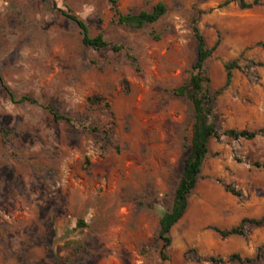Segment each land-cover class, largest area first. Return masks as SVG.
<instances>
[{
    "label": "rangeland",
    "instance_id": "1",
    "mask_svg": "<svg viewBox=\"0 0 264 264\" xmlns=\"http://www.w3.org/2000/svg\"><path fill=\"white\" fill-rule=\"evenodd\" d=\"M161 1L166 14L136 29L116 23L110 0H0V264H264L229 260L264 253V226L226 238L213 229L264 215V169L255 165H264V138L223 134L264 128V0L251 8L240 0L117 4L137 13ZM61 10L111 46L86 47ZM194 19L209 47L221 40L206 62L211 91L225 85L226 63L238 60L241 69L217 98L222 136L210 142L163 260L159 222L172 207L194 123L192 103L174 93L197 60ZM3 84L74 121L14 103Z\"/></svg>",
    "mask_w": 264,
    "mask_h": 264
},
{
    "label": "trees",
    "instance_id": "2",
    "mask_svg": "<svg viewBox=\"0 0 264 264\" xmlns=\"http://www.w3.org/2000/svg\"><path fill=\"white\" fill-rule=\"evenodd\" d=\"M112 3V9L114 12V19L117 24L127 27H132L136 29H141L145 26L156 23L163 15L167 12V7L164 2H158L152 8V10H141L137 13H124L118 7L117 0H110ZM262 0H255L252 4L246 3L245 0H240L241 6L243 8H251L254 5H260ZM227 4L229 1L226 2ZM61 12L74 20L80 30L82 35V43L86 47H91L96 50H101L103 48L111 46L103 34H98L96 36H91L87 25L76 16L73 12H66L61 10ZM193 32L198 39V56L195 64L193 65V72L188 82L174 89L175 95L179 97L187 98L193 106L194 111V123L192 126V135L190 150L187 157L184 160L182 177L179 185L176 189L172 207L162 214L159 222V232L158 238L162 242V248L160 251L161 258L167 260L168 256L166 250L172 244L171 231L173 227L180 221L187 211L189 204V196L195 189L198 179L201 176L204 162L210 152V142L213 138L219 140L222 136L218 126L215 121V105L219 95L231 85L233 80V70L235 68L241 69L238 60L225 64L226 69V82L223 87L211 91L210 83L211 78L208 75L206 69L207 60L213 55L214 51L218 48L221 43L220 37L217 39L216 43L209 47L206 43L205 37L200 31L197 23V19L193 20L192 25ZM259 45H264V43L259 42ZM112 49L114 51H121L123 49L122 45H113ZM133 61L137 58L132 57ZM0 80L2 76L0 74ZM5 90L10 95L11 100L14 103H24L28 102L31 104L42 105L40 102L31 95H23L16 97L14 92L10 90L8 86L3 84ZM89 101L101 104L105 99L101 96H94L89 98ZM108 105V104H106ZM47 109L54 117L56 121H67L73 122L74 118L59 113L55 108L42 105ZM98 131L96 128H93ZM224 135L233 140H254L258 137L264 138V128H259L256 130L248 129H227L223 132ZM259 168L264 169V165L256 162L255 164ZM226 191L232 193L235 196H240V190H237L230 184H224ZM262 227L264 226V215L261 217H245L236 226L229 229H221L219 227H213V229L223 238L230 236H245L247 235V227ZM264 258V253L260 248L255 256L253 257H242L240 254H233L229 257L230 261H239L243 263H257L262 261ZM213 262H222L223 259L217 260L211 258Z\"/></svg>",
    "mask_w": 264,
    "mask_h": 264
}]
</instances>
